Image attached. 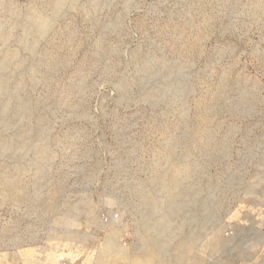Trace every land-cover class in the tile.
Masks as SVG:
<instances>
[{"label": "rangeland", "instance_id": "rangeland-1", "mask_svg": "<svg viewBox=\"0 0 264 264\" xmlns=\"http://www.w3.org/2000/svg\"><path fill=\"white\" fill-rule=\"evenodd\" d=\"M0 264H264V0H0Z\"/></svg>", "mask_w": 264, "mask_h": 264}]
</instances>
